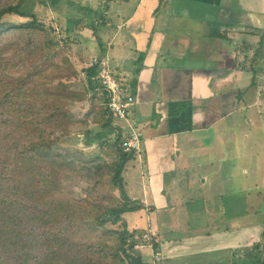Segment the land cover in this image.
Here are the masks:
<instances>
[{"label": "crops", "instance_id": "crops-1", "mask_svg": "<svg viewBox=\"0 0 264 264\" xmlns=\"http://www.w3.org/2000/svg\"><path fill=\"white\" fill-rule=\"evenodd\" d=\"M85 1L105 9L97 25L111 30L102 33L107 48L95 37L98 54L135 95L131 116L143 135L130 178L147 217L135 239L152 235L144 261L253 264L241 250L263 240L264 219L227 226L224 186L247 168L251 186L264 185L263 62L255 73L237 66L259 46L264 0ZM261 194L253 192L257 214Z\"/></svg>", "mask_w": 264, "mask_h": 264}, {"label": "rangeland", "instance_id": "rangeland-1", "mask_svg": "<svg viewBox=\"0 0 264 264\" xmlns=\"http://www.w3.org/2000/svg\"><path fill=\"white\" fill-rule=\"evenodd\" d=\"M10 4L18 6L21 10L36 13L39 21L45 25L46 30L28 32L27 30L20 29L21 31H16L17 29H15L13 32H6L0 37V46L6 53L12 55L13 52H16L19 55L17 56V65L20 66L14 68V70L9 68V71H11V74L13 72L19 74L23 72L25 74L34 66L41 67L42 65L48 67V70L44 71L42 76L37 75L33 78L35 84H31L30 90L26 93V95H30L33 89V93L29 97V102L32 101L35 105L32 112L35 113L34 124L31 129L26 130L21 126L16 127L13 123H15V118H19V113L10 112L11 109H16L18 105L24 107L27 104L23 99L24 92L19 98L14 86L6 89L10 95L5 97L7 102L4 106H0V111H2L0 117L3 120L0 123V148L6 147L7 149L6 153L2 152L3 149H0L2 159H5L6 163L10 162L13 153L16 150H21L30 137L36 139L42 133L49 134L52 139L56 140L60 145V150H65V147L81 149L83 159H90V162L87 163L88 167L85 169L76 167L75 169L56 168L57 170H54L53 165L50 164L43 168L49 181H51L48 185H54V187L51 196H48V191L43 194L48 198H42L37 203L23 197L22 192L17 193L12 188L13 181L4 184V186L10 185V189L5 191L9 199L20 201L22 198L28 205L37 204V208L31 210L17 209L15 213L18 212L20 218L16 222L9 219V223H6L5 227H9L6 229L8 232L0 235V264H66L67 254L77 252V249L72 247L74 243H77L81 252L86 255H92L88 249L91 247V251L94 252V259L102 261L104 264H126L122 260L120 252L122 243L118 235L119 231L123 229L122 221H119L118 224L109 223L107 226L101 227L91 219L89 224L82 225L81 223L72 226L68 216L74 219L78 218L80 216L79 210L67 208V204H64V206L56 205L63 199L69 200V204H73L75 201H83L90 206L98 205L101 210L123 204L120 188L115 185L112 177L114 172L112 168L120 157L119 150L116 146H113L116 133L111 132L108 136H105L104 139L108 143L104 144L98 143L95 138L94 141L90 142V137L94 134L91 136L87 134L89 129L94 133L101 129L104 122L97 112L100 108H106L107 106V101L104 99L105 94H103L104 92L98 80L94 79L96 85L99 86L97 91H87L89 83L85 71L91 65L93 57L99 55L100 52L99 41H94L96 36L101 37L105 48H107L103 34H107L104 30L108 28L111 30V27L107 28L103 23L97 25L99 17L105 18V9L101 7L97 11L95 10V3L87 4L85 0H0V8ZM4 17L13 22L28 20L27 17L17 14H6ZM112 28L114 29V27ZM90 30L92 31L90 32ZM94 30L96 33L93 32ZM109 32L110 35L114 33V31ZM53 35H56L59 42L49 43V48L45 44L48 38ZM93 44L95 47H93ZM242 46L240 44V49L243 51ZM49 50L53 57L45 59L44 55ZM253 52L250 54H253ZM242 58L241 56V60ZM262 62L264 70V59ZM42 77L49 78L53 85L59 82L69 85V91H63V94L67 97H74L79 94L83 97L82 99L75 98L74 101L70 99L63 100L64 106L71 113L69 120L53 119L46 123L42 122L44 117L49 116V112L40 106L41 102H43L42 105H50V100L47 97L44 96V101H42L41 96L36 98L34 95V90L41 88ZM13 91L15 95H13ZM84 93L85 95H83ZM10 101H17L15 103L17 106L13 107L14 103ZM111 115L114 127L117 126L121 130L119 144L124 151L131 152L124 146L129 131L127 123L118 116L112 113ZM29 118L32 119L33 115L30 114ZM27 131L31 132L28 133ZM235 140L236 138L233 137L232 142H234L231 148L237 146L238 143H235ZM253 141L258 140L253 139ZM216 156L218 157V155ZM231 156L234 157L235 155ZM134 163L133 157L127 161L122 171L124 179L123 192L128 196L133 206H138L140 203L139 190L141 188L137 184L138 181L130 178L135 173L132 166ZM230 163V160H227V165H230ZM99 164H101L100 167H98ZM230 167L227 166V173ZM240 172L239 177L232 180L227 176V186H224L227 189V226H230L235 220L247 223L264 219L262 212L257 214L251 208V205L256 202V197L253 198V192L260 190L262 200L258 203V206L264 209V185L257 188L251 186L250 181H252L251 178H255V174L250 172V168H247V171ZM249 188H255V190L250 192ZM130 192L136 194L135 196L139 200H132L133 196ZM37 193L40 194V191ZM53 203L55 204L53 205ZM138 210L136 208L124 213L123 217L127 222L129 231H133L134 228L143 230L145 228L143 226L147 225L146 212ZM34 211H36V215L33 214ZM91 212L95 215L93 210ZM9 213V210H7L6 216ZM141 237L142 235H138L137 239L140 247H135L140 254L143 251L141 246L148 243V241L142 240ZM129 245L130 243L126 244L125 247L128 248ZM143 249L145 250L147 247ZM95 250L99 251L96 256ZM58 251H63V253L57 254ZM89 263L90 261H88Z\"/></svg>", "mask_w": 264, "mask_h": 264}, {"label": "trees", "instance_id": "trees-1", "mask_svg": "<svg viewBox=\"0 0 264 264\" xmlns=\"http://www.w3.org/2000/svg\"><path fill=\"white\" fill-rule=\"evenodd\" d=\"M6 14H17L27 17L28 20L24 22H13L11 20L5 19L4 16ZM15 29H17L16 31L27 30L28 32L46 30L45 25L39 21L36 13L21 10L18 6L11 4L1 7L0 37L6 32H13ZM57 42H59V39H57L56 35H53L52 37L50 36L48 38L45 46L50 48L49 43L55 44ZM263 46L264 31L262 32L259 46L255 48L254 53L251 56L243 58L242 60L240 58H237V66L239 68L250 66V69L255 73L257 66L260 65V63L264 59ZM17 56L19 55L16 52H13L12 55H9L0 46V106H4V104L7 102L5 100V97L10 95L9 91L6 90L8 87L14 86L17 90V95L19 96V98L24 92L23 99L27 102V104L24 107L18 105L16 109H11L10 112L15 114L19 113V118H15V123L13 124L18 128L19 126H21V128L28 130V128L31 129L34 124L33 122L35 113L32 112L35 109V105L32 101L29 102V97L32 95L33 89L30 95H26V93L30 90L31 84H35L33 78L37 75L42 76L43 72L48 70V67H43V65L41 67L34 66L25 74L23 72H21L20 74L18 72H13V74H11L9 68H11V70H14V68L20 66L17 65ZM52 57L53 55L50 50L46 55H44L45 59H49ZM85 71L89 83L87 91H97L99 86L96 85L94 79H92V77L97 74V67L88 66ZM42 80L43 81L41 82V88H37L34 90V95L36 98L38 96H41V100L44 101L45 96L50 100V105H42L43 102H41L40 106H42L44 110L49 112V116L44 117L42 119V122L46 123L47 121H51L53 119L66 121L69 120V118L71 117V113L64 106L63 100L70 99L71 101H74L75 98L82 99L83 97L81 96V94L74 97H67L63 94V91H69V85H64L60 82L56 85H53L51 84L52 81L47 77H42ZM13 93V95H15L14 91ZM85 93L83 95H85ZM104 96V99L107 101L106 94ZM10 102L14 103L13 107L17 106L15 104L17 101ZM30 114L33 115L32 119L29 118ZM97 114L100 115L101 120L104 122L103 126L99 131H96L95 133L89 129L87 131V134L88 136L94 134L92 135V137H90V142L94 141L95 138L97 139L98 143L101 142L102 144H104L108 143V141L104 139L105 136H108L111 132L116 133V139L113 142L114 145H112L117 147L120 157L119 160L115 163V166L112 168V170H114L112 177L115 185L120 188V195L123 198V204L116 207H106L104 210H101L98 205L90 206L83 201H75L73 204H69V200L63 199L64 202L61 201L56 205L64 206V204H67V208H74V210H79L78 212L80 216L78 218L74 219L68 216L72 226H74L75 224L80 225L81 223L82 225L89 224V221L91 219L101 227L107 226L109 223L118 224L119 221H122L123 229H121L118 233L122 243V245L120 246L122 260H124L126 264H150L149 262L144 261L142 255L135 249V245L137 244V240L135 239L136 233L135 231H129V229L127 228V222L123 217L124 213H126L127 211L135 210L138 207L136 205L133 206L128 196L124 194V179L122 176V171L125 168L127 161L135 157L136 153L135 151H124L123 147L119 144L121 130L117 126L114 127L112 122V115L108 109V106H106V108H100ZM1 115L2 111H0V116ZM2 121L3 120L0 117V123H2ZM27 132L29 133L31 131ZM15 139H17V137H15ZM59 147V143L56 140L52 139L49 134L40 133L38 138L35 139L30 137V139H28L24 143L21 150H16L13 153V157L10 162L6 163V160L2 159V155L0 154V235L8 232L6 229H8L9 227H5V225L6 223H9V219H11L12 222H16L20 218L18 212L15 213L17 209L19 210L20 208H24L27 210H31L32 208H37V204L28 205L22 198L20 199V201L18 199H9V197L6 196L5 191L10 189V185L4 186L5 183L13 181L12 188L15 189L17 193L22 192V194H24L23 197H27L37 203L38 200L42 198H48L46 195H43L44 193L49 191L48 196H51V192L54 187V185H48L51 183V181H49L47 177L48 175L43 168H45L49 164L51 166L53 165L54 170H57L56 168L75 169L76 167H82V169H85L88 167L87 163L90 162V159H83V153L81 149H71L65 147V150H60ZM0 149H3L2 152L6 153V147H2ZM100 166L101 164L98 165V167ZM27 182H29V184H27ZM29 186L33 190H31ZM38 191H40V194L37 193ZM54 204L55 203H53V205ZM7 210H9L10 212L8 216H6ZM92 210L95 212V215L92 214ZM33 214L36 215V211H34ZM262 236L263 240L254 243L250 249L243 248L241 250L242 253H247V255L250 256V263L264 264V230ZM128 243H130V245L127 248L125 247V245ZM72 247L76 248L77 252L67 254L66 264H88V261H90L89 264H104L102 261L94 259V252L91 251V247H89L88 249L90 250V253L92 255H86L85 253H82L77 243L72 244ZM98 252V250H95V256ZM56 253L62 254L63 251H58Z\"/></svg>", "mask_w": 264, "mask_h": 264}, {"label": "built area", "instance_id": "built-area-1", "mask_svg": "<svg viewBox=\"0 0 264 264\" xmlns=\"http://www.w3.org/2000/svg\"><path fill=\"white\" fill-rule=\"evenodd\" d=\"M90 66L97 67V74L92 79H96L100 83L103 92L106 94L107 106L110 112L127 123L129 131L124 142L125 148L131 152L140 151L143 132L131 116L135 95L124 82V79L116 76L109 60L103 54L94 56ZM141 238L144 241L151 242L152 235L147 232ZM135 247H140V244L137 243Z\"/></svg>", "mask_w": 264, "mask_h": 264}]
</instances>
